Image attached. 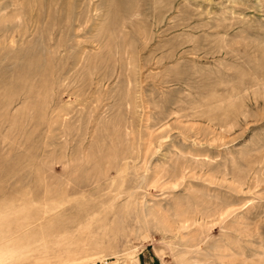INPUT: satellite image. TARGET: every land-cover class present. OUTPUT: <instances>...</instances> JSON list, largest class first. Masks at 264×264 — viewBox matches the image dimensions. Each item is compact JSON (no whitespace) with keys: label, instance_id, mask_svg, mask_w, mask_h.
<instances>
[{"label":"rangeland","instance_id":"1","mask_svg":"<svg viewBox=\"0 0 264 264\" xmlns=\"http://www.w3.org/2000/svg\"><path fill=\"white\" fill-rule=\"evenodd\" d=\"M138 263L264 264V0H0V264Z\"/></svg>","mask_w":264,"mask_h":264},{"label":"crops","instance_id":"2","mask_svg":"<svg viewBox=\"0 0 264 264\" xmlns=\"http://www.w3.org/2000/svg\"><path fill=\"white\" fill-rule=\"evenodd\" d=\"M151 261H153V259H152V258H150V259H149V262H151ZM138 264H139V263H138Z\"/></svg>","mask_w":264,"mask_h":264}]
</instances>
